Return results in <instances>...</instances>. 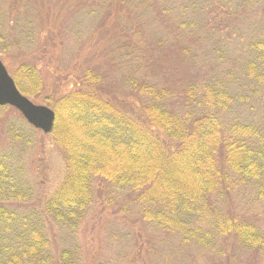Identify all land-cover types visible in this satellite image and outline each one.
I'll return each mask as SVG.
<instances>
[{
	"label": "trees",
	"instance_id": "trees-1",
	"mask_svg": "<svg viewBox=\"0 0 264 264\" xmlns=\"http://www.w3.org/2000/svg\"><path fill=\"white\" fill-rule=\"evenodd\" d=\"M52 1L27 0L25 8L40 19L42 8L45 11ZM235 1L236 9L228 14L237 34L235 40L242 43L236 56V62H242L239 72L264 88V0ZM94 2L80 3L93 12ZM196 3V0L100 3L107 8L115 4L134 15L135 41L131 37L125 39L115 49L123 57V51L131 48L135 61L130 59L129 64L134 70L120 80L135 98V108L128 111L122 106L124 97L101 91L98 85L104 75L94 66H82L81 73L75 76L76 87L50 102L55 125L49 135L62 151L65 174L37 214L18 215L0 205V224L7 227L0 230V264H78L77 250L61 249L55 255L50 254L44 219L50 217L61 228L76 231L92 203L93 185L103 181L116 190L132 192L133 208L143 222L177 233L184 242L213 248L216 239L233 236L240 245L260 253L258 264H264V232L255 222L220 209L222 198L241 184H259L258 191L262 192L264 127L252 123L240 110L235 111L237 104L244 105L245 96L233 94L231 71L220 72L224 58L221 46L226 47L228 55L233 43L212 42L209 52L201 45V41H209L206 36L197 38L198 42L194 40L196 33L212 34L207 24L196 25L190 19L202 14ZM56 4V11L47 10L46 18L58 15L63 3ZM72 8L77 12L82 9L78 4ZM152 12L154 25L149 29L144 20L151 21ZM165 21L171 22L173 35L179 40V52L188 62L197 61L193 55L200 60L214 52L219 54L217 61L211 57L212 72L180 84L162 82L147 74L145 67L150 61L141 42L150 34L155 37ZM27 24L29 43L3 40L2 51L5 55L12 49L19 53L15 56L18 64L10 66L11 76L21 93L33 96L43 87L35 65L47 55L46 47L62 45L65 31L62 27L56 34L49 27L37 28L30 19ZM122 33L123 37L127 35L124 29ZM190 38L197 47L187 44ZM164 43L157 42L159 46ZM5 160L0 158L3 187L12 181ZM11 189L12 186L8 191ZM24 197L20 192L16 195L19 200ZM3 234H9L8 242L2 238Z\"/></svg>",
	"mask_w": 264,
	"mask_h": 264
},
{
	"label": "rangeland",
	"instance_id": "rangeland-1",
	"mask_svg": "<svg viewBox=\"0 0 264 264\" xmlns=\"http://www.w3.org/2000/svg\"><path fill=\"white\" fill-rule=\"evenodd\" d=\"M26 1L0 0V35L3 36L0 39V60L10 75V68L18 64L15 56L19 53L12 49L9 55H5L2 51L3 40L13 43L16 39L22 45L29 43L28 19L32 24L34 21L37 28L49 27L56 34L63 27L65 34L62 45L43 48L47 55L35 65L43 81L40 92L33 96L23 95L34 104L52 109L50 102L60 93L76 87L75 76L81 73L83 67L94 66V69L104 75L98 85L101 91L124 97L122 106L128 111L135 108V98L128 89H124L120 80L122 75L127 76L134 70L133 65L129 64L130 59L134 60L131 48L123 51V57L115 49L125 39H133V30L137 28L134 15L115 4H110L108 10L100 4L105 0H95L93 12L91 8H84L80 3L82 0H53L45 11L42 8L43 17L37 19L32 12H27ZM60 1L63 6L61 4L58 15L46 18V11L50 9L52 13L55 12L58 7L56 3ZM196 2L198 8L202 9V14L191 16L190 19L196 25L207 24L212 34L199 36L200 33H196L194 40L206 36L209 41L203 40L201 45L209 52L212 50V42L220 45L233 43L228 55L226 47L221 46L220 53L224 58L221 60L223 63L220 72L231 71L233 94L245 96L244 105L237 104L235 111L240 110L252 123L264 127V88L252 80H246L239 72L242 62H236L237 51L242 43L235 40L234 36L237 34L232 30L233 20L228 14L236 9V1ZM77 4L82 7L78 12L70 9ZM105 9L108 11H104ZM150 18L151 21L147 18L144 22L147 23V28L152 29L154 12ZM123 29L127 32L125 37ZM173 31L171 22L165 21L155 37L150 34L149 38L141 42L146 47L145 53L150 61L145 67L147 74L162 82L180 84L189 78L199 80L206 73L212 72L211 57L217 61L219 54L214 52L211 57L204 56L200 60L193 55V59L197 61L188 62L179 52L178 38L173 35ZM190 39L187 44L193 43L190 46L197 47L198 44ZM58 40L60 39L55 43L58 44ZM158 41L165 43L159 46ZM42 42L43 39L40 44ZM215 48L216 46L213 50ZM3 157L12 181L6 187L0 185V205L18 215L39 213L43 202L63 180L65 164L61 149L54 144L49 134L29 125L15 108L0 106V158ZM10 186L13 191H8ZM259 187L255 183L241 184L238 189L222 198L220 209L255 222L264 232V186L262 192L258 191ZM18 192L25 197L17 199ZM92 194L93 200L87 209L86 218L76 231L61 228L52 218L45 217L44 227L49 239L50 254L55 255L61 249L77 250L78 264H258L261 258V254L255 249L240 245L233 236L216 239L217 245L213 248L212 245L184 242L177 233L165 232L143 222L133 208L132 192L116 190L104 181L93 185ZM3 229H7L5 223L0 224V230ZM1 236L8 242L9 234Z\"/></svg>",
	"mask_w": 264,
	"mask_h": 264
},
{
	"label": "water",
	"instance_id": "water-1",
	"mask_svg": "<svg viewBox=\"0 0 264 264\" xmlns=\"http://www.w3.org/2000/svg\"><path fill=\"white\" fill-rule=\"evenodd\" d=\"M0 106L15 108L33 128L49 134L53 130L55 113L44 105L32 103L16 87L13 78L0 60Z\"/></svg>",
	"mask_w": 264,
	"mask_h": 264
}]
</instances>
